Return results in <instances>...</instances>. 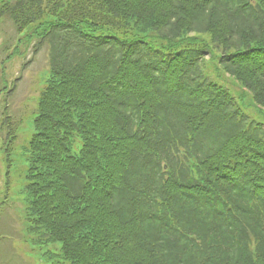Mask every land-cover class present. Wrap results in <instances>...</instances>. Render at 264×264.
Here are the masks:
<instances>
[{"label": "trees", "instance_id": "1", "mask_svg": "<svg viewBox=\"0 0 264 264\" xmlns=\"http://www.w3.org/2000/svg\"><path fill=\"white\" fill-rule=\"evenodd\" d=\"M1 16L48 47L25 219L60 243L50 264H264V0H0Z\"/></svg>", "mask_w": 264, "mask_h": 264}, {"label": "rangeland", "instance_id": "2", "mask_svg": "<svg viewBox=\"0 0 264 264\" xmlns=\"http://www.w3.org/2000/svg\"><path fill=\"white\" fill-rule=\"evenodd\" d=\"M26 35L27 29L17 32L8 16L0 17V264H50L46 250L60 247L33 243L27 232L26 147L49 66L47 45L38 47L37 39ZM222 77L231 90L241 91L233 79Z\"/></svg>", "mask_w": 264, "mask_h": 264}, {"label": "bare ground", "instance_id": "3", "mask_svg": "<svg viewBox=\"0 0 264 264\" xmlns=\"http://www.w3.org/2000/svg\"><path fill=\"white\" fill-rule=\"evenodd\" d=\"M32 242L35 243V242L33 241V237H32ZM57 250H58V249H57ZM53 252H55V251H52V250H50V249H47L46 252H45V257H46V255H49V254H51V253H53ZM46 259H47V257H46Z\"/></svg>", "mask_w": 264, "mask_h": 264}]
</instances>
